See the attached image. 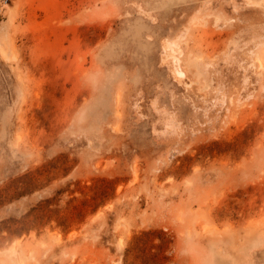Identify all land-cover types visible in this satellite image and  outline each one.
Returning <instances> with one entry per match:
<instances>
[{"label": "rangeland", "instance_id": "1", "mask_svg": "<svg viewBox=\"0 0 264 264\" xmlns=\"http://www.w3.org/2000/svg\"><path fill=\"white\" fill-rule=\"evenodd\" d=\"M0 43V264H264V0H10Z\"/></svg>", "mask_w": 264, "mask_h": 264}, {"label": "built area", "instance_id": "2", "mask_svg": "<svg viewBox=\"0 0 264 264\" xmlns=\"http://www.w3.org/2000/svg\"><path fill=\"white\" fill-rule=\"evenodd\" d=\"M10 0H0V18L4 17L6 7L9 5Z\"/></svg>", "mask_w": 264, "mask_h": 264}, {"label": "bare ground", "instance_id": "3", "mask_svg": "<svg viewBox=\"0 0 264 264\" xmlns=\"http://www.w3.org/2000/svg\"><path fill=\"white\" fill-rule=\"evenodd\" d=\"M1 45H2V44L0 43V52L3 54V51H4V53H5L6 50H3V47H2ZM3 56H4V55H3ZM0 57H2V55H0ZM4 57H6V55H5ZM256 58H257V56H256ZM189 59H190V58H189ZM191 61H192V63H191ZM191 61H190V64H189V65L191 66V65L193 64V66H194V63H195V62H194L193 60H191ZM257 61H258V60H257ZM188 62H189V61H188ZM188 62H187V67H188ZM193 62H194V63H193ZM190 66H189V67H190ZM193 66H192V67H193ZM194 67H196V65H195ZM196 70H197V69H196ZM196 73H197V71H196ZM196 73H195V74H196ZM195 80H196V79H195ZM197 80H198V79H197ZM190 84H191V83H190ZM187 85H188V84H187ZM205 87H206V86H205ZM197 89H198V88H197ZM202 89H203V88H202ZM199 90H200V89H199ZM256 220H257V219H256ZM254 221H255V220H254ZM213 227H214V226H213ZM209 228H210V227H209Z\"/></svg>", "mask_w": 264, "mask_h": 264}]
</instances>
